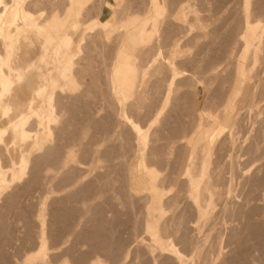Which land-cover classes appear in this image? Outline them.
<instances>
[{"label": "rangeland", "instance_id": "1", "mask_svg": "<svg viewBox=\"0 0 264 264\" xmlns=\"http://www.w3.org/2000/svg\"><path fill=\"white\" fill-rule=\"evenodd\" d=\"M106 5L113 8L114 12L107 10ZM179 6L188 7L182 10L184 22L175 17L179 15ZM32 7L34 11H31L35 13L42 37L51 34L49 28H46L48 21L51 27L55 28L58 23L68 22L64 30L67 35L64 37L69 35L71 39L68 50L71 55H75L74 62H78L73 69L75 75H78L77 82L80 81L77 86L68 87L71 89L67 91L68 94L66 91L62 93L60 69L56 68L51 77L57 91L53 99L57 103L61 99L59 104L62 103L61 106L65 110L61 113L56 111L59 116L53 128L55 135L48 141L46 148L58 147L61 152L58 149L56 158L52 162L48 160L50 163L46 164L47 160L44 158L45 163L40 161L42 166L39 164V168L43 175L39 172V178L42 180L40 179L38 185L30 183L29 165L28 174L21 179L10 182L8 177L6 188L0 193V220L3 218L2 222L0 221V264H41L29 260L38 252L40 236L47 247V255L43 257L45 264H153L152 261L156 262L155 264H174L170 261L171 257L168 254L163 255L162 251H155L152 258L157 259L153 260L140 248L141 239H147L143 233L145 220L154 222L153 215L156 211H160L158 223H165L168 228L169 238L166 241L173 243L174 249L182 255L186 264H206V259L209 264L210 257L214 256L211 259L216 260L218 251L220 254L217 264H228L230 260L233 264H264V44L261 45L264 32L261 27L255 25L264 27V0H83V3L77 5H71L67 0H39V5ZM108 19H111L110 25L113 26L109 25L107 28L106 33L110 30L111 35L105 39L99 26L102 21ZM127 21L136 22L135 28L124 32L122 25ZM70 25L76 26L74 31ZM147 32L150 33V39L144 41ZM236 40L241 44L236 45ZM123 41L131 44L130 51L123 55L124 60H130L133 64L127 66L130 72L128 76L123 75L117 66L119 48ZM78 42L81 47L77 55ZM175 49L176 54L173 53ZM30 50L33 51L32 56H35L39 45L36 43ZM172 59L173 76L167 66ZM243 65L247 67L244 68ZM146 66L148 67L144 69ZM238 67L244 69L245 75H252L250 84H247L248 89L247 86L238 85ZM123 82L131 84L127 86ZM110 87H115L128 96L123 110L128 113L127 117L130 116L128 119H133L129 121H135L134 124L138 122L144 135L146 132V142L139 143L138 147L135 135L128 125L122 123V118L117 113V107L108 89ZM233 91H238L241 95L237 100L239 104L236 102L235 105L236 114L232 113V117L241 118H236L239 123L233 132L235 143L230 145L227 141V131H221L223 128L220 116L226 104L229 105ZM57 93L59 96L62 94V97ZM56 96L60 99H56ZM140 97H143L142 101ZM164 105L165 109L160 112ZM10 115L4 118L0 113V128L9 127L10 124L6 123L12 122L13 117ZM63 127L65 133L60 140L61 134L58 133ZM9 131L10 129L4 133L0 146L6 145L16 162V157L24 152L26 144L20 141L12 144ZM199 132L206 136L208 170L211 168V173L215 171L212 173L214 177L211 180L214 181L211 183L213 182L218 195L221 192L218 200L215 197L216 206L208 222H199L196 219V208L191 201L193 199L189 198L191 196L185 192L187 188L183 183L184 178H177L178 168L180 163H183L184 146L194 133ZM234 135L237 137L234 138ZM44 153L45 150H35L31 157L43 156ZM71 154L74 156L73 160L67 157ZM6 167L5 170L8 171L9 164ZM175 179H179L178 183H175ZM92 183L98 184H94L96 189ZM88 184L91 185V190ZM89 192H92L91 195ZM147 195L152 197V202H148ZM147 207L150 215L145 216ZM205 225L208 230L211 229V233L204 229ZM188 227L190 230H187ZM41 232L43 235H40ZM177 236H187V242ZM162 248L163 252H167L170 247Z\"/></svg>", "mask_w": 264, "mask_h": 264}, {"label": "bare ground", "instance_id": "2", "mask_svg": "<svg viewBox=\"0 0 264 264\" xmlns=\"http://www.w3.org/2000/svg\"><path fill=\"white\" fill-rule=\"evenodd\" d=\"M67 2L69 4H74L77 5L79 3H83V0H76V2L74 3V0H67ZM168 2V1H167ZM174 2V1H173ZM41 3V2H40ZM172 3V2H171ZM181 3V2H180ZM179 3V4H180ZM34 5H39V0H0V113L2 114V116H4V118H8V115L11 114L12 115V122L8 121L6 124L9 125V127L7 128H0V142H3V135L5 136L4 133H7V131L10 129V141L12 140V144H16V141H20L24 144H26V148L24 149V152H21L20 155H18V157H16V162L15 159L13 158L12 153L10 155L9 149L8 147H6V145L2 144V148H0V193L3 192V190L6 188V183H7V178L8 180L10 179L12 181H15L17 179H21L24 175L28 174L27 170L29 165L31 166L30 169V183L31 184H37L39 183L42 178L39 176L43 175L42 171H40L39 168V164L40 161H44L45 159L46 164L52 162L57 154H58V147L57 148H46L47 143L49 144L48 141H51L53 134L55 133L53 131V128L55 126V123L57 124V118H58V112L60 113L63 112L65 109L61 104H59L61 101V97L62 94L59 96L58 93L57 95L60 97L56 99H60L57 103V101H55L53 99V95L55 96V93L57 91L56 90V86L55 83L53 81V79L51 78L52 75L54 74L56 68L58 67L60 69L59 75L60 78L62 79V85L60 86V91L62 93H64L65 91H69L71 90L70 88L68 89L69 86H77V83H79L78 80V75H75V71L73 69V66L78 63L76 61V63L74 62L75 60V55H71L68 48L71 45V39L68 35V37H64L65 36V28H66V23H68L67 21L62 23H58L56 24V26L58 27H51V24L49 23L50 21L47 22L46 24V28L48 27L51 34L50 35H46L45 37H42V31L38 28V22H36V18H35V13H33L32 11H34L33 7ZM44 5V4H43ZM47 5V4H46ZM45 6V5H44ZM43 6V7H44ZM165 6V5H164ZM32 7V9H31ZM41 7V6H40ZM173 7V6H172ZM105 8L107 10H110L112 13L113 8L109 7V6H105ZM178 8V7H177ZM183 8H188L185 6H179V11L177 12L178 16L176 19H179L181 21L184 22V17H183ZM32 10V11H31ZM186 10V9H184ZM110 14V13H109ZM245 15V14H244ZM180 16V17H179ZM53 19V16L51 17ZM107 19V18H105ZM54 20V19H53ZM69 20V19H68ZM250 21V20H249ZM244 22V21H243ZM111 23V19L108 20H104L100 23L99 29L100 31L103 33L104 38L107 39L108 37H110V30L106 33V31L108 30L107 28L109 27ZM135 24L136 22H131V21H127L124 22V24L122 25L123 31L124 32H128L129 30H132V28H135ZM256 27H261L263 29L264 32V27L261 26L260 24H255ZM110 26H113L112 24ZM244 26V25H243ZM70 27H72V31H74V29L76 28L75 25H70ZM111 28V27H110ZM151 29V28H150ZM149 29V30H150ZM244 29V28H243ZM260 29V28H259ZM147 31V30H146ZM260 31V30H259ZM234 32V31H233ZM236 32V31H235ZM236 34V33H235ZM262 34V32H261ZM67 35V34H66ZM264 35V33H263ZM124 37V35H122ZM122 37V38H123ZM167 37V36H166ZM174 37V35H173ZM82 39V38H81ZM132 39V38H131ZM150 39V33L147 32L145 35V40L144 41H148ZM234 39V37H233ZM260 39V38H259ZM263 39V38H262ZM95 41V40H94ZM263 42L261 43L264 44V39L262 40ZM136 42V40H135ZM176 42V41H175ZM234 42V41H233ZM39 45V50L38 53L35 56H32L33 51L30 50L32 49L35 44ZM177 43V42H176ZM237 43H240L239 40H236V45ZM241 44V43H240ZM133 45V44H132ZM260 45V44H259ZM263 46V45H262ZM26 48V50H23V48ZM80 47H81V43L78 42L77 46H76V51H78L76 54L78 55L79 51H80ZM130 47L131 44H129L126 41H123V44L121 45L120 52L118 54L119 58H118V62H117V66L118 69L123 73V75H129V69H127V66H130L132 64V62L130 60H124L123 55L125 54V52L130 51ZM134 47V46H133ZM233 47V46H232ZM235 47V45H234ZM260 47V46H259ZM161 48V47H160ZM140 49V48H139ZM148 49V48H147ZM233 49V48H232ZM156 50V47H155ZM85 51V50H84ZM106 51V50H105ZM261 52V50H259ZM139 52V51H138ZM177 49H175V51L173 52L174 54H176ZM250 52V51H249ZM252 52V51H251ZM250 52V53H251ZM240 53V52H239ZM129 54V53H128ZM138 54V53H137ZM140 54V53H139ZM245 54V53H244ZM259 54V53H258ZM231 55V54H230ZM246 55V54H245ZM163 56V55H162ZM75 57V58H74ZM79 58V57H77ZM113 58V56H112ZM157 57L155 56V59ZM159 58V57H158ZM154 60V59H152ZM165 60V59H164ZM171 60V59H170ZM80 61V60H79ZM86 61V60H85ZM87 61H89L87 59ZM149 61V60H148ZM151 61V59H150ZM149 61V62H150ZM158 61V60H157ZM161 61V60H160ZM174 59H172V61H170L168 63V70L170 71V73H172L171 75H174V69L172 67V65H174ZM82 62V61H81ZM84 62V61H83ZM140 62V60H139ZM87 63V62H86ZM141 63V62H140ZM161 63V62H160ZM91 64V63H90ZM94 64V63H93ZM79 65V64H78ZM85 65V63L83 64ZM146 65V64H145ZM144 65V66H145ZM162 65V64H161ZM87 66V65H86ZM165 66V68L167 67ZM244 66V65H243ZM78 67V66H77ZM88 67V66H87ZM86 67V68H87ZM91 67V66H90ZM110 67V66H109ZM148 66H146L144 69H146ZM151 67V66H150ZM154 67V66H153ZM177 67V66H176ZM237 67V66H236ZM247 66H244V68ZM76 68V67H75ZM162 68V67H161ZM214 68V67H213ZM217 68V67H216ZM57 69V70H59ZM111 69V68H110ZM132 68H130L131 70ZM143 69V70H144ZM155 69V68H154ZM167 69V68H166ZM210 69V68H209ZM237 69V73L239 74V78L237 81L239 82L238 85L247 86L248 89V83L250 84V79L252 75L249 76V74L245 75L244 74V69L242 67H238ZM88 70V69H87ZM85 70V71H87ZM109 70V69H108ZM141 70V69H140ZM159 70V69H158ZM167 70V71H168ZM214 70V69H213ZM84 71V72H85ZM139 71V69H138ZM163 71V70H162ZM212 71V70H211ZM79 72V71H78ZM141 71H139L140 73ZM176 72V71H175ZM109 73V71H108ZM120 73V72H119ZM138 73V75H140ZM146 73V72H145ZM235 73V71H234ZM86 74V72H85ZM84 74V75H85ZM95 74V73H94ZM110 74V73H109ZM236 75V74H235ZM159 76V75H158ZM256 76V75H255ZM99 77V76H98ZM105 77V76H104ZM80 78V77H79ZM94 78V77H92ZM97 78V77H96ZM109 78V77H108ZM107 78V79H108ZM131 78V76H130ZM173 78V77H172ZM188 78V77H187ZM125 79V78H124ZM132 79V78H131ZM189 79V78H188ZM91 80V79H90ZM93 80V79H92ZM124 81V80H123ZM186 81V80H185ZM253 81V80H252ZM98 82V81H97ZM107 82V81H106ZM109 82V79H108ZM139 82V81H137ZM172 82V81H171ZM176 82V81H175ZM125 85L129 86V84L131 83H127V82H123ZM146 83V82H145ZM197 83V82H196ZM253 83V82H251ZM137 85V84H136ZM156 85V84H155ZM172 85V84H171ZM197 85V84H196ZM131 86V85H130ZM109 87V86H108ZM160 87V86H159ZM158 87V88H159ZM95 88V87H94ZM102 88V87H101ZM143 88V87H142ZM165 88V87H164ZM172 88V87H171ZM193 88V87H192ZM110 90V96L112 95L113 97V101L117 107V113L120 114V117L122 118V123H124V125H128L132 131V133L135 135L136 137V146L139 145V143H145L146 142V132L144 135V131L141 127V125L135 121H129V120H133V119H128V117L130 118V116L127 117V114L125 113L124 109V103L126 99V94L123 91L118 90L115 87H110L108 88ZM145 89V88H144ZM142 90V89H141ZM171 90V89H169ZM198 90V89H197ZM250 90V89H249ZM64 91V92H63ZM108 91V90H106ZM168 91V90H167ZM172 91V90H171ZM192 91V89H191ZM252 92V90H250ZM65 92V93H66ZM73 92V91H72ZM71 92V93H72ZM159 92V91H157ZM166 92V90H165ZM193 92V91H192ZM233 96L231 98V101L228 105V103L226 104V106L224 107L223 111L221 112V124H222V128L223 130L221 131H227V141H229L232 145L233 143V132L235 130L236 126L238 123L236 122V118L238 117H232V113L236 114L234 109L237 107L236 102L239 99L241 93H239L238 91H233ZM249 92V91H248ZM95 93V92H94ZM170 93V92H168ZM179 93V92H178ZM253 93V92H252ZM68 94V92H67ZM81 94V93H80ZM96 94V93H95ZM171 94V93H170ZM169 94V95H170ZM188 94V93H187ZM194 94V93H193ZM72 95V94H71ZM82 95V94H81ZM100 95V94H99ZM136 95V94H135ZM150 95V94H149ZM162 95V94H161ZM186 95V94H185ZM195 95H196V91H195ZM249 95V94H247ZM141 96V95H140ZM228 96V94H227ZM79 97V96H78ZM102 97V96H101ZM128 97V96H127ZM145 97V96H144ZM147 97V96H146ZM164 97H166V95H164ZM163 97V98H164ZM168 97V96H167ZM242 97V96H241ZM249 97V96H248ZM72 98H74L72 96ZM141 98V97H140ZM162 98V99H163ZM169 98V97H168ZM185 98L187 99V97L185 96ZM189 98V96H188ZM194 98V97H193ZM251 98V97H250ZM249 98V99H250ZM103 99V98H102ZM143 97L141 98L142 101ZM148 99V98H147ZM183 99V98H182ZM184 99V100H186ZM75 99H73L74 101ZM110 100V99H109ZM135 102L137 101L136 99H134ZM169 100V99H168ZM192 100V99H191ZM246 100V98H245ZM248 100V99H247ZM246 100V101H247ZM140 101V102H141ZM163 101V100H162ZM189 101V100H188ZM243 101V100H241ZM251 101V100H250ZM111 102V101H110ZM161 102V101H160ZM165 102V101H163ZM249 102V100H248ZM64 103V101H63ZM69 103V102H68ZM72 103V102H71ZM76 103V102H75ZM142 103V102H141ZM140 103V104H141ZM250 103V102H249ZM74 104V103H73ZM134 104V102H133ZM138 104V105H140ZM144 104V103H143ZM166 104V102H165ZM185 104V103H184ZM206 104V103H205ZM237 104H239V102H237ZM247 105V103H245ZM77 105V104H76ZM105 105V103H104ZM109 105V104H108ZM150 105V104H149ZM162 105V104H161ZM160 105V106H161ZM252 105V104H251ZM249 105V106H251ZM70 107V106H69ZM72 107V106H71ZM105 107V106H104ZM111 107V106H110ZM114 107V108H116ZM139 107V106H138ZM145 107V106H144ZM153 107V106H152ZM158 107V106H157ZM179 107V106H178ZM185 107V106H184ZM220 107V106H219ZM239 107L241 108V105H239ZM239 107L237 109H239ZM82 108V107H81ZM128 108V107H127ZM131 108V107H129ZM140 108V107H139ZM159 108V107H158ZM192 108V107H191ZM222 108V107H221ZM67 110H70V108H66ZM165 109V105L162 106V111L160 110V112H163V110ZM168 109V108H167ZM190 109V108H189ZM220 109V108H219ZM236 109V110H237ZM83 110V109H82ZM104 110V109H103ZM140 110V109H139ZM155 110V109H154ZM202 110V109H201ZM222 110V109H221ZM220 110V111H221ZM128 111V110H127ZM130 111V110H129ZM133 111V110H132ZM217 111V110H216ZM242 111V110H241ZM240 111V112H241ZM67 112V111H66ZM115 112V110H114ZM159 112V110L157 111ZM212 112V111H211ZM238 112V111H237ZM84 113V112H83ZM116 113V112H115ZM147 113V112H146ZM190 113V112H189ZM138 114V113H137ZM161 114V113H160ZM181 114V113H180ZM10 115V116H11ZM62 115V114H61ZM182 115V114H181ZM214 115V114H213ZM71 116V115H70ZM91 116V115H90ZM118 116V115H117ZM158 116V115H156ZM166 116V115H165ZM241 116V115H240ZM93 117V116H92ZM111 117V116H110ZM143 117V116H142ZM154 117V116H153ZM197 117V116H196ZM219 117V116H218ZM114 118V116H113ZM132 118V117H131ZM241 117H239L240 119ZM95 119V118H94ZM179 119V118H178ZM198 119V118H197ZM136 120V119H135ZM153 120V119H152ZM244 120V119H243ZM112 121V120H110ZM240 121V120H239ZM178 122V121H177ZM198 122V121H197ZM195 122V123H197ZM59 123V122H58ZM73 123V122H72ZM111 123V122H110ZM161 123V122H160ZM180 123V122H179ZM209 123V121H208ZM218 123L217 125L219 126ZM121 124V123H120ZM211 124V123H210ZM61 125V124H60ZM114 125V124H113ZM204 125V124H203ZM216 125V129L217 126ZM240 125V124H239ZM62 126V125H61ZM76 126V125H75ZM118 126V125H117ZM143 126V125H142ZM175 126V125H174ZM208 126V125H206ZM236 126V127H235ZM67 127V124H66ZM98 127V126H97ZM111 127V126H110ZM113 127V126H112ZM128 127V128H129ZM184 127V126H183ZM204 127V126H203ZM147 128V127H146ZM172 128V127H171ZM176 128V126H175ZM105 129V128H104ZM110 129V128H109ZM195 129V128H194ZM148 130V128H147ZM146 130V131H147ZM173 130V129H172ZM238 130V129H237ZM242 130V129H241ZM67 131V130H66ZM69 131V130H68ZM94 131V130H93ZM104 131V130H103ZM127 131V130H124ZM212 131V130H211ZM84 132V131H83ZM98 132V131H97ZM105 132V131H104ZM180 132V131H179ZM203 132V130H202ZM202 132L199 133H194V136L187 141L186 146H184V153H183V163H180V168L179 169V174L177 178H181L183 177L184 181V185L187 188L185 192L187 193V195H190L191 197H189L193 202V204L195 205L194 208H196V214L195 216H197L196 219H198L199 222L202 221H207L208 219H210V215L213 214L212 210L213 208H215L216 206V202H215V197L217 198V200L219 199L218 197H220V193L218 195V192L215 190L214 188V184L211 183L212 177V173L215 171H213L211 173V171L208 170V153L206 151V136H204V134ZM214 132V131H213ZM240 132V131H239ZM57 133V132H56ZM63 133H65V127L62 128V130H59V135H60V140L62 139L61 136H63ZM71 133V132H70ZM154 133V132H153ZM169 133V132H168ZM236 134V133H234ZM55 135V134H54ZM58 135V136H59ZM184 135V134H183ZM206 135V134H205ZM211 135V134H210ZM10 136V135H9ZM80 136V135H79ZM121 136V135H120ZM129 136V135H128ZM156 136V135H155ZM236 138L237 136L234 135ZM56 137V136H55ZM99 137V136H97ZM108 137V136H107ZM132 137V136H131ZM151 137V136H150ZM158 137V136H157ZM210 137V136H209ZM225 137V136H224ZM70 138V137H69ZM183 138V137H182ZM117 139V138H116ZM187 139V138H186ZM59 140V141H60ZM77 140V139H76ZM91 140V139H90ZM121 140V139H120ZM183 140V139H182ZM181 140V141H182ZM129 141V140H128ZM158 141V140H157ZM178 141V140H177ZM184 141V140H183ZM226 141V142H227ZM80 142V141H79ZM225 142V141H224ZM228 142V143H229ZM76 143V142H75ZM85 143V142H84ZM159 143V142H158ZM184 143V144H185ZM227 143V144H228ZM78 144V143H77ZM90 144V143H89ZM160 144V143H159ZM182 144V143H181ZM256 143H254L255 145ZM122 145V144H121ZM128 145V144H127ZM222 145V144H221ZM224 145V144H223ZM226 145V144H225ZM0 146V147H1ZM13 147V146H12ZM52 147V146H51ZM92 147V146H91ZM138 147V146H137ZM187 147V149H186ZM221 147V146H220ZM225 147V146H224ZM229 147V146H228ZM231 147V146H230ZM229 147V148H230ZM14 148V147H13ZM65 148V147H64ZM88 148V147H86ZM169 148V147H168ZM223 148V147H222ZM252 148V147H251ZM110 149V148H109ZM120 149V148H119ZM131 149V148H130ZM155 149V148H154ZM228 149V148H226ZM232 149V148H231ZM237 149V147H236ZM37 151V150H45V153L43 156H36V157H31V153L33 151ZM94 150V149H93ZM139 150V149H138ZM240 150V149H239ZM60 151V149H59ZM84 151V150H83ZM106 151V150H105ZM104 151V152H105ZM163 151V150H162ZM223 151V150H222ZM225 151V148H224ZM227 151V150H226ZM61 152V151H60ZM87 152V151H86ZM115 152V151H114ZM157 152V151H156ZM219 152V151H218ZM111 153V150H110ZM130 153V152H129ZM139 153V151H138ZM164 153V152H163ZM217 153V152H216ZM224 153V152H223ZM231 153V151H230ZM77 154V153H76ZM218 154V153H217ZM100 155V154H99ZM98 155V156H99ZM153 155V154H152ZM178 155V154H177ZM59 156V155H58ZM64 156V155H63ZM148 156V155H147ZM68 158H70V160L72 158H74V156L71 154L69 156H67ZM105 157V156H104ZM103 157V158H104ZM108 157V156H107ZM111 157V156H110ZM122 157V156H121ZM226 157V156H225ZM263 157V156H262ZM44 158V160H43ZM101 158V157H100ZM124 158V157H123ZM149 158V157H148ZM215 158V157H214ZM78 159V158H77ZM102 159V158H101ZM109 159V157H108ZM166 159V158H165ZM173 159V158H172ZM220 159V158H218ZM48 160L50 162H48ZM61 160V159H60ZM73 160V159H72ZM96 160V159H95ZM105 160V159H104ZM107 160V159H106ZM124 160V159H123ZM174 160V159H173ZM181 160V159H180ZM215 160V159H214ZM222 160V157H221ZM62 161V160H61ZM226 161V160H225ZM2 162L7 163V165L9 164V169L8 171L5 170V168L7 169V165L5 166V164H3ZM41 162V163H42ZM59 162V161H58ZM70 162V161H69ZM79 162V161H78ZM87 162V161H86ZM157 162V161H156ZM222 162V161H221ZM45 163V161L43 162ZM64 163V161H63ZM92 163V162H91ZM163 163V162H162ZM229 163V162H228ZM55 164V163H54ZM90 164V163H89ZM97 164V163H96ZM41 165V164H40ZM73 165V164H72ZM107 165V164H106ZM179 165V164H178ZM213 165V164H212ZM42 166V165H41ZM45 166V165H44ZM49 166V164H48ZM158 166V165H157ZM106 167V166H105ZM37 168H39L37 170ZM29 169V170H30ZM46 169V167H45ZM49 169V168H48ZM47 169V170H48ZM56 169V168H55ZM92 169V168H91ZM111 169V168H110ZM221 169V168H220ZM54 170V168H53ZM87 170V169H86ZM108 170V169H107ZM219 170V169H218ZM241 170V169H240ZM116 171V170H115ZM222 171V170H221ZM39 172L42 173L39 175ZM48 172V171H46ZM97 172V171H96ZM95 172V173H96ZM99 172V171H98ZM102 172V171H100ZM229 172V171H228ZM45 173V172H44ZM68 173V172H67ZM84 173V172H83ZM176 173V172H174ZM213 173V174H214ZM216 173L217 169H216ZM220 173V172H219ZM251 173V172H250ZM103 174V173H102ZM126 174V173H125ZM221 174V173H220ZM47 175V174H46ZM71 175V174H70ZM83 175V174H82ZM97 175V174H96ZM127 175V174H126ZM218 174H215V176ZM65 176V175H64ZM63 176V177H64ZM76 176V175H75ZM74 176V177H75ZM98 176V175H97ZM128 176V175H127ZM221 176V175H220ZM85 177V176H84ZM104 177V176H103ZM222 177V176H221ZM48 178V177H47ZM60 178V177H59ZM218 178V177H217ZM41 179V180H40ZM56 179V178H55ZM76 179V178H75ZM96 179V178H94ZM99 179V178H98ZM114 179V178H113ZM236 179V178H235ZM28 180V179H27ZM82 180V179H81ZM120 180V179H118ZM175 183H178L179 179H175ZM182 180V179H180ZM217 180V179H216ZM223 180V178H222ZM97 181V180H96ZM105 181V180H104ZM224 181V180H223ZM60 182V181H59ZM73 182V181H72ZM95 182V181H94ZM123 182V181H122ZM216 182V181H215ZM29 183V182H28ZM42 183V182H41ZM45 183V182H44ZM76 183H78L76 181ZM102 183V182H101ZM81 184V183H80ZM93 184V183H92ZM97 184V183H94ZM94 186L95 188V185ZM182 184V182H181ZM222 184V182H221ZM38 185V184H37ZM51 185V184H50ZM90 185V184H88ZM98 185V184H97ZM104 185V184H103ZM219 185V183H218ZM254 185V184H253ZM30 186V185H29ZM55 186V185H54ZM66 186V184H65ZM68 186V185H67ZM73 186V185H72ZM102 186V185H101ZM119 186V185H117ZM129 186V185H128ZM162 186V185H161ZM226 186V185H225ZM62 187V186H61ZM85 187V185H84ZM87 187V184H86ZM90 187V188H89ZM89 190H91V185L89 186ZM120 187V186H119ZM124 187V186H123ZM217 187V186H216ZM31 188V187H30ZM29 188V189H30ZM45 188V187H44ZM56 188V187H55ZM70 188V187H69ZM92 188V190L94 189ZM100 188V187H99ZM40 189V188H39ZM49 189V188H48ZM96 189V188H95ZM221 189V188H220ZM15 190V189H14ZM46 191V190H45ZM69 191V190H68ZM67 191V192H68ZM81 191V189H80ZM87 191V190H86ZM97 191V190H96ZM224 191V190H223ZM222 191V192H223ZM83 192H85L83 190ZM105 192V191H104ZM103 192V193H104ZM183 192V191H182ZM229 192V190H227V193ZM13 193V192H12ZM59 193V192H58ZM57 193V194H58ZM61 193V192H60ZM88 192H86L87 194ZM90 193V192H89ZM92 193V192H91ZM90 193V195H91ZM100 193V192H99ZM181 193V192H180ZM225 193V192H224ZM223 193V194H224ZM226 193V194H227ZM50 194V193H49ZM79 194V192H78ZM12 195V194H11ZM10 195V196H11ZM18 195V194H17ZM16 195V196H17ZM76 195V194H75ZM81 195V194H80ZM102 195V194H101ZM185 195V194H183ZM228 195V194H227ZM226 195V196H227ZM15 196V194H14ZM32 196V195H31ZM87 196V195H86ZM96 196V195H95ZM148 197V202H152V197L150 195H147ZM174 196V195H173ZM18 197V196H17ZM74 197V196H73ZM100 197V196H99ZM176 197V194H175ZM187 197V196H185ZM184 197V198H185ZM75 198V197H74ZM83 198V196H82ZM39 199V198H38ZM98 199V197H97ZM180 199V198H179ZM189 199V202H190ZM12 200H14L12 198ZM120 200V199H119ZM156 200H157V196H156ZM172 200V199H171ZM183 200V199H182ZM188 200V199H187ZM221 201L223 199H220ZM247 200V199H246ZM7 201V200H6ZM11 201V200H10ZM176 201V199H175ZM59 202V201H58ZM81 202V201H80ZM164 202V201H163ZM169 202V201H168ZM174 202V201H173ZM172 202V204H173ZM187 202V203H189ZM74 203V202H73ZM89 203V202H88ZM98 203V202H97ZM238 203V202H237ZM15 204V203H14ZM46 204V203H45ZM94 204V203H93ZM96 204V203H95ZM163 204V203H162ZM167 204V203H166ZM226 204V203H225ZM243 204V203H242ZM7 205V204H4ZM43 205V204H42ZM257 205V204H256ZM8 206V205H7ZM175 206V205H173ZM262 206V205H261ZM4 207V206H3ZM164 207V206H163ZM189 207L190 204H189ZM193 207V206H192ZM225 208V206H223ZM250 207V206H249ZM9 208V207H8ZM141 208V207H140ZM173 208V207H172ZM185 208V207H184ZM183 208V209H184ZM182 209V208H181ZM188 209V208H187ZM190 209V208H189ZM1 210V209H0ZM7 210V209H6ZM85 210V209H84ZM100 210V208H99ZM174 210V209H173ZM233 210V209H232ZM141 211V210H140ZM147 212H145V216L150 215V210L149 207H147L146 209ZM184 211V210H183ZM240 211V210H239ZM254 211V210H253ZM42 212V211H41ZM54 212V211H53ZM43 213V212H42ZM230 213V212H229ZM26 214V213H25ZM62 214V213H61ZM140 214V213H139ZM159 214L160 211H156L154 212L153 217L155 218L154 222H150V221H146L144 223V228H143V233L145 234V236L147 237V239H141V249H144L146 254H148V256H151V258H154V254L155 251H162V253L168 254L169 257H171L174 264H186L184 262H186V260L184 261L183 257H181L182 255H179V252L177 251V249H174V246L168 241H166L169 237L167 236L168 232V228L165 226L166 224L164 223L163 225H160L158 223V219H159ZM184 214V213H182ZM228 214V213H227ZM4 215V214H3ZM71 215V214H70ZM99 215V214H98ZM120 215V214H119ZM193 215V214H192ZM68 216V215H67ZM182 216V215H181ZM191 216V215H190ZM2 217V216H1ZM41 215H38V218H40ZM58 217V216H57ZM90 217V216H89ZM135 217V216H134ZM183 217V216H182ZM194 217V216H193ZM225 217V216H224ZM91 218V217H90ZM131 218V217H130ZM167 218V217H166ZM165 218V220H166ZM190 218V217H189ZM192 218V217H191ZM249 218V217H248ZM3 219V218H2ZM1 219V220H2ZM103 219V218H102ZM172 219V218H171ZM181 219V218H180ZM0 220V221H1ZM58 220V219H57ZM60 220V219H59ZM76 220V219H75ZM124 220V219H123ZM152 220H154L152 218ZM183 220H185L183 218ZM190 220V219H189ZM188 220V221H189ZM229 220V219H228ZM164 221V220H163ZM167 221V220H166ZM180 221V220H178ZM212 221V219H211ZM211 221H209L211 223ZM215 221V220H214ZM227 221V220H226ZM2 222V221H1ZM65 222V220L63 221ZM119 222V221H118ZM165 222V221H164ZM184 222V221H183ZM208 222V221H207ZM98 223V222H97ZM120 223V222H119ZM167 223V222H166ZM171 223V222H170ZM169 223V224H170ZM174 223V222H173ZM185 223V222H184ZM183 223V225H184ZM204 223V222H203ZM220 223V222H219ZM56 224V223H55ZM91 224V223H90ZM179 224V223H178ZM218 224V223H217ZM251 224V223H250ZM110 225V224H109ZM189 225V223H188ZM191 225V224H190ZM201 225V224H200ZM210 225V224H209ZM215 225V224H214ZM130 226V225H129ZM173 226V225H172ZM175 226V225H174ZM181 226V225H180ZM204 226V225H203ZM206 226V225H205ZM211 226V225H210ZM96 227V226H95ZM169 227V225H168ZM193 227V226H192ZM201 227V226H200ZM214 227V226H213ZM217 227V225H216ZM226 227V226H225ZM249 227V226H248ZM6 228V227H5ZM180 227H178L179 229ZM215 228V227H214ZM58 229V228H57ZM63 229V228H62ZM172 229V228H171ZM176 229V228H175ZM189 229V227L187 228V230ZM194 229V228H192ZM207 229V226L206 228ZM253 229V228H252ZM42 230V229H41ZM79 230V229H78ZM84 230V229H83ZM180 230V229H179ZM178 230V231H179ZM190 230V229H189ZM196 230V229H195ZM194 230V231H195ZM203 230V229H201ZM208 230V229H207ZM211 230V229H209ZM208 230L209 233H211ZM3 231V230H2ZM93 231V230H92ZM91 231V232H92ZM44 232V231H43ZM43 232H41L40 235H43ZM134 232V231H133ZM176 232V231H175ZM78 233V232H77ZM170 233V232H169ZM179 233V232H176ZM173 233V234H176ZM183 233V231H182ZM185 233V231H184ZM61 234V233H60ZM86 234V233H85ZM194 234V233H193ZM193 234H190L193 236ZM208 234V233H207ZM213 234H215L213 232ZM84 235V234H83ZM89 235V234H88ZM87 235V236H88ZM106 235V234H105ZM110 235V234H109ZM186 235V234H185ZM203 235V233H202ZM209 235V234H208ZM67 236V235H66ZM86 236V235H84ZM189 236V235H188ZM187 237V236H186ZM186 237H180L181 240L183 242H187ZM191 237V238H192ZM206 237V236H205ZM214 237V236H212ZM12 238V237H11ZM40 242H39V248H38V252L30 257L29 260H32L33 262H40L41 264H45L43 257H45V255H47L46 250V243L43 240V237L40 236ZM95 238V237H94ZM176 238V237H175ZM177 238H179L177 236ZM179 238V239H180ZM189 238V239H191ZM215 238H217L215 236ZM47 239V238H46ZM90 239V238H89ZM93 239V238H92ZM178 239V240H179ZM188 239V240H189ZM214 239V238H213ZM218 239V238H217ZM217 239H215L217 241ZM221 239V238H220ZM230 239V238H229ZM57 240V239H56ZM98 240V239H97ZM104 240V239H103ZM147 240V241H146ZM170 240V239H169ZM209 240V239H208ZM238 240V239H237ZM4 241V240H3ZM87 241V240H86ZM101 241V240H100ZM106 241V239H105ZM118 241V240H117ZM181 241V242H182ZM192 241V239H191ZM190 241V242H191ZM228 241V240H227ZM50 242V241H49ZM91 242V241H90ZM107 242V241H106ZM178 242V241H177ZM189 242V243H190ZM212 242V241H209ZM215 241H213L212 243H214ZM76 243V242H75ZM101 243V242H100ZM179 243V242H178ZM199 243V242H198ZM197 243V244H198ZM203 243V242H202ZM217 243V242H215ZM186 244V243H185ZM226 244L229 245V243L227 242ZM108 245V244H107ZM192 245V244H191ZM194 245H196V243H194ZM213 246V244H211ZM231 245V244H230ZM97 246V245H96ZM164 246H168L170 248H168L169 250H166L167 252H163V248ZM199 246V245H196ZM195 246V248H196ZM215 246V245H214ZM220 246V245H219ZM2 247V246H0ZM98 247V246H97ZM104 247V245H103ZM186 247V246H185ZM190 247V246H189ZM194 247V246H193ZM236 247V246H235ZM243 247V246H242ZM51 248V247H50ZM102 248V247H101ZM202 248V247H201ZM215 248V247H214ZM49 249V248H48ZM245 249V247H244ZM105 250V249H104ZM195 250V249H193ZM209 250V249H208ZM259 250V249H258ZM218 251V248L217 250ZM247 251V250H246ZM92 252V251H91ZM144 252V251H143ZM169 252V253H168ZM192 252V250H191ZM208 252V251H207ZM215 252V251H214ZM234 252V251H233ZM63 253V252H62ZM89 253V252H88ZM130 253V252H129ZM133 253V252H132ZM211 253V252H210ZM222 253V252H221ZM251 253V252H250ZM106 254V253H105ZM110 254V253H109ZM145 254V253H144ZM206 254V252H205ZM217 254V255H216ZM216 260L214 261V259H211L212 257H210V262L209 264H217L219 261V254L220 251H218L216 253ZM239 254L241 255L240 251ZM238 254V255H239ZM248 254V253H246ZM244 254V255H246ZM115 255V254H114ZM202 255V254H201ZM211 255H214L213 253H211ZM243 255V254H242ZM111 256V255H110ZM135 258V255H133ZM147 256V255H146ZM147 256V257H148ZM162 256V254H161ZM192 256V254H191ZM190 256V257H191ZM222 256V255H221ZM247 256V255H246ZM245 256V257H246ZM145 257V256H144ZM157 257V256H156ZM159 257V256H158ZM186 257V256H185ZM229 257V256H228ZM242 257V256H241ZM243 257V258H245ZM137 258V257H136ZM139 258V257H138ZM137 258V259H138ZM143 258V257H142ZM149 258V257H148ZM152 258V259H153ZM199 258V256H198ZM222 258V257H221ZM247 258V257H246ZM245 258V259H246ZM72 259V258H71ZM136 259V260H137ZM147 259V258H146ZM145 259V260H146ZM157 259V258H156ZM153 259V260H156ZM161 259V258H160ZM206 259V257L204 258ZM225 259V258H224ZM81 260V259H80ZM109 260V259H108ZM130 260V259H129ZM149 261L151 259H148ZM147 260V261H148ZM159 260V259H158ZM208 259H206V264H208L207 261ZM239 260V257H238ZM241 260V258H240ZM88 261V260H87ZM115 261V259H114ZM134 261V260H133ZM140 261V260H139ZM138 261V262H139ZM148 261V262H149ZM188 261V260H187ZM192 261V260H191ZM218 261V262H217ZM223 261V260H222ZM231 261V260H230ZM229 263L228 264H233V263ZM237 261V258H236ZM243 261V259H242ZM247 261V260H246ZM262 261V260H261ZM99 262V261H98ZM97 262V263H98ZM136 262V261H135ZM203 262V263H204ZM227 262V261H226ZM240 262V261H239ZM103 262H99L98 264H101ZM106 263V262H105ZM121 263V262H120ZM131 263V262H130ZM134 263V262H133ZM132 263V264H133ZM151 263V262H150ZM153 264H155L152 261ZM192 263V262H191ZM196 263V262H195ZM221 263V262H220ZM241 263V262H240ZM172 264V262H171ZM194 264V263H192ZM202 264V262H201ZM205 264V263H204ZM223 264V263H222ZM226 264V263H225Z\"/></svg>", "mask_w": 264, "mask_h": 264}, {"label": "crops", "instance_id": "3", "mask_svg": "<svg viewBox=\"0 0 264 264\" xmlns=\"http://www.w3.org/2000/svg\"><path fill=\"white\" fill-rule=\"evenodd\" d=\"M151 10V9H150Z\"/></svg>", "mask_w": 264, "mask_h": 264}]
</instances>
